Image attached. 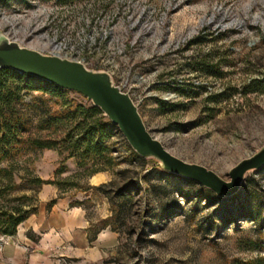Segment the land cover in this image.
<instances>
[{
  "label": "rangeland",
  "instance_id": "rangeland-1",
  "mask_svg": "<svg viewBox=\"0 0 264 264\" xmlns=\"http://www.w3.org/2000/svg\"><path fill=\"white\" fill-rule=\"evenodd\" d=\"M0 30L37 50L59 41L89 68L115 71L155 137L226 180L264 146V0H0ZM68 91L74 106L90 105ZM44 99L53 110L57 98ZM107 144L86 158L69 157L61 143L0 164V212L37 208L36 163L50 149L59 154L52 180L61 192L119 234L102 256L68 264H230L264 255V167L220 197L139 157L117 125Z\"/></svg>",
  "mask_w": 264,
  "mask_h": 264
},
{
  "label": "trees",
  "instance_id": "trees-1",
  "mask_svg": "<svg viewBox=\"0 0 264 264\" xmlns=\"http://www.w3.org/2000/svg\"><path fill=\"white\" fill-rule=\"evenodd\" d=\"M60 1L66 3L75 0ZM105 6L106 4L103 5ZM251 90L258 89L251 87ZM36 91L40 95H31V99H27L30 93ZM68 92L67 89L31 75L21 74L13 68H0V164H11L23 151L56 149L61 143L67 144L66 149L72 148L69 157L86 158L90 154L102 155L109 150L107 140L116 125L99 106L81 94L90 105L77 103L74 106V102L66 95ZM46 94L57 98L53 110L46 105ZM138 156L142 158L141 155ZM153 160L159 163L157 159ZM0 170L7 171V168L0 166ZM13 176L11 173V178ZM33 180L39 187L45 183H56L60 188L62 185L58 180H44L37 175ZM54 202V199L50 201ZM35 210L18 207L0 212V233L15 234L18 225ZM230 264H264V255L235 258Z\"/></svg>",
  "mask_w": 264,
  "mask_h": 264
},
{
  "label": "water",
  "instance_id": "water-1",
  "mask_svg": "<svg viewBox=\"0 0 264 264\" xmlns=\"http://www.w3.org/2000/svg\"><path fill=\"white\" fill-rule=\"evenodd\" d=\"M10 67L77 92L118 126L131 147L142 157L155 158L161 168L197 181L220 197L239 192L248 172L264 167V146L254 155L241 160L230 170V180L198 163L187 162L173 154L148 129L139 106L128 92L117 86L106 70L88 68L82 61L47 54L12 40L0 30V68Z\"/></svg>",
  "mask_w": 264,
  "mask_h": 264
},
{
  "label": "crops",
  "instance_id": "crops-1",
  "mask_svg": "<svg viewBox=\"0 0 264 264\" xmlns=\"http://www.w3.org/2000/svg\"><path fill=\"white\" fill-rule=\"evenodd\" d=\"M58 160L57 152L46 150L36 163L39 176L54 179ZM94 179L99 182L100 175ZM38 197L37 209L18 225L15 234L0 233V264H68L69 259L102 256L119 243V234L110 225L98 227L90 211L61 192L56 183L43 184Z\"/></svg>",
  "mask_w": 264,
  "mask_h": 264
},
{
  "label": "built area",
  "instance_id": "built-area-1",
  "mask_svg": "<svg viewBox=\"0 0 264 264\" xmlns=\"http://www.w3.org/2000/svg\"><path fill=\"white\" fill-rule=\"evenodd\" d=\"M9 38H11L12 40H16L18 41L19 43H21L22 45H25L27 46L24 41L22 40H19L18 38H13L12 36H10L8 33H5ZM29 47V46H27ZM31 48V47H30ZM41 52L43 53H47V54H57V55H60L62 57H67V58H70V59H76V60H80L82 61L86 66V62L83 60V59H80L79 57L77 56H74L73 53H70V51H68V47H66L63 43L59 42V41H56V40H53L52 42V48L49 50V51H45V50H40ZM88 67V66H87ZM89 68V67H88ZM100 70H106L108 71L112 78H113V81L114 83L119 86L121 88V90L125 91V92H128L131 97L133 98L132 96V93L130 91V88L131 87H127V82L126 81H121V79H116V74H115V71L113 70H110V69H100ZM134 99V98H133ZM135 101V100H134ZM135 103L137 104V102L135 101ZM138 105V104H137Z\"/></svg>",
  "mask_w": 264,
  "mask_h": 264
},
{
  "label": "bare ground",
  "instance_id": "bare-ground-1",
  "mask_svg": "<svg viewBox=\"0 0 264 264\" xmlns=\"http://www.w3.org/2000/svg\"><path fill=\"white\" fill-rule=\"evenodd\" d=\"M167 96H168V97H173V98L175 97V96L172 95V94H167Z\"/></svg>",
  "mask_w": 264,
  "mask_h": 264
}]
</instances>
